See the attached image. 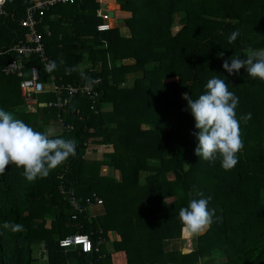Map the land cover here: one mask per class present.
<instances>
[{"label":"trees","instance_id":"1","mask_svg":"<svg viewBox=\"0 0 264 264\" xmlns=\"http://www.w3.org/2000/svg\"><path fill=\"white\" fill-rule=\"evenodd\" d=\"M35 1L5 2L0 50L31 42L19 21ZM105 1L74 0L45 11L38 30L49 62L57 63L53 72L37 55L0 56V107L37 131L56 123L59 135L77 144L76 155L46 177L28 181L15 164L0 175V264L39 258L44 264H264V81L244 68L230 75L222 67L230 56L264 48V0H115L113 17L123 24L100 31L97 12ZM13 59L26 65L24 77L36 65L43 84L54 74L91 89L63 90L67 101L57 106V94L45 88L28 112L20 78L2 71ZM213 76L239 97L238 118L251 114L241 119L244 146L230 170L219 157L196 155L198 130L183 96L197 98ZM70 191L84 212L69 206ZM197 193L211 197L215 216L184 252L179 210ZM89 201L102 207L99 214H88ZM16 224L22 228L14 230ZM76 233L88 234L90 252L60 247L59 239ZM171 240L180 245L169 247Z\"/></svg>","mask_w":264,"mask_h":264},{"label":"clouds","instance_id":"2","mask_svg":"<svg viewBox=\"0 0 264 264\" xmlns=\"http://www.w3.org/2000/svg\"><path fill=\"white\" fill-rule=\"evenodd\" d=\"M110 11L113 12L108 10V13ZM238 36V30L233 31L228 37L229 42H234ZM219 55L223 56V53ZM222 67L230 75H238L241 68H244L251 78L264 81V48L249 51L243 58L240 55L230 56L223 61ZM56 68L55 60L45 66L47 72H53ZM45 84V88H48L47 82ZM204 88L205 91L195 99L188 93L183 94L187 100V110L194 118V127L198 130L193 133L198 140L194 151L205 161H214L219 157L221 167L230 170L237 164V154L244 146L240 135L241 119L246 121L251 114L238 118L236 109L239 97L221 77H211ZM76 151L74 139L65 138L52 129L37 131L0 107V175L5 173L6 166L15 164L24 169L28 181H34L48 176L52 169L65 163L69 157H74ZM210 200V196L197 193L188 201L187 206L180 208L179 218L184 231L189 235L199 236L212 224L215 209L209 206ZM93 215L91 213L90 216ZM12 227L14 230L20 229L22 225Z\"/></svg>","mask_w":264,"mask_h":264},{"label":"built area","instance_id":"3","mask_svg":"<svg viewBox=\"0 0 264 264\" xmlns=\"http://www.w3.org/2000/svg\"><path fill=\"white\" fill-rule=\"evenodd\" d=\"M6 1L7 0H0V14L3 13V5ZM73 1L74 0H36L35 2L27 6L25 9V15L20 19V25L28 29L30 33L29 41L31 42H23L22 40H20L19 42H17V44L13 45L9 49L0 50V56L12 50H14L18 54L37 55L45 69V66L49 63V60L46 54V46L43 41V36L42 33L38 30V26L43 21L45 11H47L51 5L57 3H68ZM97 15L103 18V21L97 25L98 30L104 31L112 27L108 21L110 15L108 13L107 8H104L103 11H99ZM47 34H50V32H47ZM25 68L26 65L21 60L13 59L8 61L4 65L2 71L6 75H15L20 78L19 88L21 96L27 103V107L29 108V105H32L34 109L30 110L34 111V105L38 103L36 95L41 93L43 90L45 91V85L42 83V80L40 78L41 70L38 67H31L30 76L28 77H24ZM49 79L50 82L48 83V89H50L52 92L54 91L57 94V102H54V104L57 106H61L67 101L66 98L62 97L64 89L68 94H73L75 92H78L79 90L89 92L91 89V86H81L75 83L68 84L67 86H64L63 84L55 85L58 81V78L54 74H49ZM92 195L96 197L95 193ZM67 199L70 206L75 212H82L83 206L81 207V202L76 198L73 192L70 191L69 196H67ZM96 199L97 203L100 204L102 202L101 199ZM92 204L94 203L91 201L88 202V205ZM75 212L72 214L73 219L76 218ZM59 245L62 248L78 246L83 252H90L93 249V244L89 236L84 234H74L69 235L67 237H63L59 239Z\"/></svg>","mask_w":264,"mask_h":264},{"label":"rangeland","instance_id":"4","mask_svg":"<svg viewBox=\"0 0 264 264\" xmlns=\"http://www.w3.org/2000/svg\"><path fill=\"white\" fill-rule=\"evenodd\" d=\"M111 2V1H110ZM113 3V2H112ZM105 6H106V8L108 9V10H116V9H118L119 8V4L117 3L116 5L115 4H112V5H109V3H108V5L107 4H105ZM109 23L111 24V26H113V25H117V26H122V24H123V21H122V19H120V18H114L113 16L112 17H109ZM180 26H174V28H173V31H176V30H178V28H179ZM121 31H122V33H124L125 35H128V33H129V29L128 28H126V27H124V28H122L121 29ZM33 110L34 109V107L32 106V105H29V109H28V112L29 111H31V110ZM143 127L144 128H147L148 126L147 125H143ZM49 129H52L54 132H56V131H58V130H62V127L60 126V125H56V123H53L51 126H50V128ZM104 152H106V151H110V146L109 147H107V146H103V149H102ZM85 157H87V158H90V159H93V158H101V154L100 155H97V154H90V153H87L86 155H85ZM111 172V173H110ZM102 173H104V174H109L110 173V175L112 174V171L109 169V168H107V167H103V169H102ZM193 236H191V235H189V234H187V235H185L184 234V229L182 230V238H184L185 240H184V243L182 244V247H183V251L184 252H188V250H190V243H191V238H192ZM32 247L36 250V247H37V244H32ZM36 264H44V260L42 259V258H39L38 259V262L36 263Z\"/></svg>","mask_w":264,"mask_h":264},{"label":"crops","instance_id":"5","mask_svg":"<svg viewBox=\"0 0 264 264\" xmlns=\"http://www.w3.org/2000/svg\"><path fill=\"white\" fill-rule=\"evenodd\" d=\"M9 1V0H8ZM110 1H112V2H110ZM108 3H109V5H112V4H117L116 3V1L115 0H106L105 1V4H107L108 5ZM104 8H106V6H104ZM99 11H102V10H98V12ZM98 12H97V14H98ZM2 14V13H1ZM25 15V14H24ZM23 17V16H22ZM21 17V18H22ZM20 22V21H19ZM40 26V25H39ZM49 32V31H48ZM51 34V33H50ZM50 34H47L46 33V35L47 36H49ZM39 61H40V59H39ZM33 66H36V65H32L31 67H33ZM36 67H38V66H36ZM39 68V67H38ZM31 69V68H30ZM30 76V75H29ZM26 77V76H25ZM59 79H60V76H59ZM58 79V81L56 82V84L55 85H61V84H63L64 86H67L68 84H74V83H71V82H65L64 80L63 81H60ZM63 82V83H62ZM65 90V89H64ZM21 93V92H20ZM53 93H54V91H53ZM22 97V96H21ZM63 131V128H62V130H58V131H56L55 133H57V134H60L61 132ZM69 206H70V204H69ZM94 204H92V205H88V207L90 208V209H88V214L89 215H91V213H93V214H95V215H97V214H99L100 213V211H101V209H102V207H100V206H94ZM84 209H85V207H83V209H82V211L84 212ZM167 245H169V247H178L179 245H180V243L178 242V240H171V241H168V243H167ZM43 247V245H41V246H39V249H41Z\"/></svg>","mask_w":264,"mask_h":264},{"label":"water","instance_id":"6","mask_svg":"<svg viewBox=\"0 0 264 264\" xmlns=\"http://www.w3.org/2000/svg\"><path fill=\"white\" fill-rule=\"evenodd\" d=\"M109 14H110L111 16H113V12H112V11H110ZM41 255H42V254H41Z\"/></svg>","mask_w":264,"mask_h":264},{"label":"bare ground","instance_id":"7","mask_svg":"<svg viewBox=\"0 0 264 264\" xmlns=\"http://www.w3.org/2000/svg\"><path fill=\"white\" fill-rule=\"evenodd\" d=\"M184 234L187 235L188 233L184 231Z\"/></svg>","mask_w":264,"mask_h":264}]
</instances>
